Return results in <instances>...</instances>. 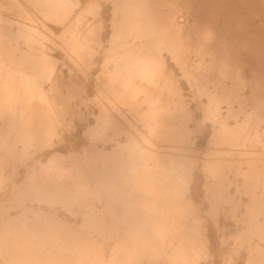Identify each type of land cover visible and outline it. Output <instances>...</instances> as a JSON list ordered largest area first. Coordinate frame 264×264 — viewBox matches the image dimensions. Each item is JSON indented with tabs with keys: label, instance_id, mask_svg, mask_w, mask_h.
Listing matches in <instances>:
<instances>
[{
	"label": "bare ground",
	"instance_id": "1",
	"mask_svg": "<svg viewBox=\"0 0 264 264\" xmlns=\"http://www.w3.org/2000/svg\"><path fill=\"white\" fill-rule=\"evenodd\" d=\"M36 1L37 8L49 11L48 18L57 23L68 19L79 3ZM151 1L112 2L114 42L108 60L116 68L111 78L125 95L101 97L104 102L97 125L89 128L90 136H86L90 148L77 156L66 158L56 153L55 139L65 142L58 128L71 115L69 106L61 102L63 95L59 98L57 91L55 98L61 103L53 104L39 92L40 103H27L28 94L38 91V82L22 72L19 64L2 65L0 50V190L3 171L8 169L10 205L17 204L24 213L31 211L27 203L34 199L49 206V213H35L31 223L23 218L9 221V213L0 205L2 264H157L161 259L169 264H198L202 241L182 234L190 213L185 145L193 135L195 113L192 102L182 95L180 81L177 84L168 72L161 52L167 51L187 78L204 118L217 121L225 133L226 120L237 121V143L229 144L251 145L253 139L261 143L258 137H245V124H258V118L246 113L242 119L230 110L223 118L221 104L249 105L247 98L242 101L247 81L241 65L246 63L236 59H244L248 52L264 57V32H255L248 23V16L264 11V0H166L163 15L158 8H150ZM81 25L78 18L68 35L90 43L92 33H82ZM31 28L17 33L11 52L24 51L29 61L36 60L41 77H48L53 64L37 52L47 47V40ZM85 52V47L78 49L83 56ZM138 80L145 86L138 87ZM203 96L206 105L200 102ZM123 109L132 116L124 115ZM114 115L124 117L129 128L120 129ZM110 130L126 134V143L115 136L109 138ZM109 142L111 148L106 147ZM227 142L222 138L211 143L212 155L221 156ZM44 150L51 151L42 155L50 157L47 162L32 164L33 152ZM223 164L222 157L209 161V176H217ZM249 164L246 171L239 168L236 174L244 179L245 192L251 197L238 239L241 246L251 247L253 239L264 241V166ZM20 166L27 168V175L18 184ZM94 203H104L105 208L101 216L85 215L89 218L86 233L76 232L58 217L57 206L70 212H89ZM250 253L247 264L254 254L259 258L256 264H264V250L259 245Z\"/></svg>",
	"mask_w": 264,
	"mask_h": 264
},
{
	"label": "rangeland",
	"instance_id": "2",
	"mask_svg": "<svg viewBox=\"0 0 264 264\" xmlns=\"http://www.w3.org/2000/svg\"><path fill=\"white\" fill-rule=\"evenodd\" d=\"M152 1L149 2V5L151 4L154 8L151 6L150 8L153 11L158 8L156 11L158 10L160 14L162 12L161 15H163L167 8L165 7L166 0L161 2V5H157L160 4V0ZM112 2L113 0H79L70 17L63 23H57L54 19L48 18L51 16L49 11L37 8L36 0H0V40L2 42L0 50L4 52L1 53V64H19L22 72H28L38 82V91L28 94L27 103H40V92L47 95L53 104L61 103L64 100L63 103L69 106L71 115L67 117V123L58 128V134L62 135L65 142L60 143L58 138L55 139L57 143L55 147L59 149L56 153L66 158L77 156L90 148L91 141L89 138L87 139L90 136L88 131L89 128L97 125L101 111L100 104L104 102L101 97L118 98L125 95L119 84L114 83L111 78V73L116 68L108 60L110 48L114 42V4ZM90 5L93 6V9H90ZM78 18L82 21L81 32L90 31L92 33L90 43L80 42V39H72L68 35V30ZM248 23L255 32L260 34L264 32V11L248 16ZM31 27L35 28L45 41L47 40V47L40 48L37 52L53 64L48 77H41V70L36 65V60L29 61L24 51L11 52L17 44L15 41L17 33L32 29ZM19 47H22L21 43ZM80 47L86 49L84 56L78 53ZM161 54L168 72L174 75L177 84L180 81L178 85H180V90H183V92L181 91L182 95L186 97L185 99L183 96L189 104L192 102L190 106L195 113L194 123H191L193 135L189 143L185 145L187 148L185 151L186 166L188 167L186 170L188 173L186 197L190 203V213L184 220L182 234L198 236L202 241L203 250L200 253L198 264H247L251 254L250 249L255 250L259 245V249L264 250V241L253 239L251 247L240 245L238 236L244 230L243 219L251 203V197L245 192L244 179L237 176L236 172L239 168L246 171L250 166L249 162L256 167L264 166V57L256 58L248 52L244 54V59H236L246 63L241 65L243 67L241 69L243 76H246L247 82H245L248 88L246 86L243 88L246 91L243 92L242 89L240 92H243L242 101L245 102L247 98L246 103L249 105L242 106L240 102L231 105L221 104V117L223 118L227 117L230 110L232 113L239 114L242 119L248 113L260 120L258 124L246 123L244 127L246 128L245 137H258L261 139V143L253 139L251 145L235 146L229 143H237L235 138L238 137L234 131L237 128V121L227 119L225 127L228 133H225L220 131L217 121L204 118L202 110L197 109L195 91L190 88L187 78L182 77L183 72L179 66L175 64L167 51L163 50ZM233 60L235 61V59ZM74 64L77 65V68L73 66ZM142 83L141 80H138L137 86L140 88L145 86L141 85ZM57 91L60 93L57 94L59 98L63 95L62 100L60 99L61 102L55 98ZM258 93L260 95L257 96ZM205 97L199 98L200 102L204 103L203 105H206L207 102V97ZM258 98L259 100H256ZM96 103L99 105L97 106ZM117 103L121 104L119 101ZM123 111L124 115L132 116L127 109H123ZM114 119L116 122L118 121L117 126L120 129L129 128L128 121L124 120V117L114 115ZM120 135L112 130L108 132L109 138L115 136V139L118 137L117 140L126 143V134L121 133ZM222 138L228 141L230 149L227 147L222 150L221 156L212 155L211 143L216 144L217 140H222ZM112 145L113 143L109 142L106 147L111 148ZM49 152L51 151L33 152V160L30 162L32 164L40 161L47 162L50 157L42 155ZM217 157H222L224 164L219 169L217 176L210 177L206 164ZM25 169L27 168L20 166L17 170L18 184H21L26 178L27 170ZM3 173L4 185L0 190V205H4L5 214L9 213V221L15 222L23 218L33 223L35 213L40 215L49 213V206L36 199L27 203L33 212L24 213L17 207V204L10 205L8 195L11 184L6 181V177L11 172L6 169ZM179 173H182V170H179ZM92 207V211L89 212L85 210L80 212L76 209L70 212L57 206V214L61 221L70 224L76 232L86 233L88 232L87 220L89 218L86 219L85 215L101 216L105 204L94 203ZM252 259L250 264H256L259 259L258 255L254 254ZM0 263H3L1 257ZM157 264L169 263L166 259H161Z\"/></svg>",
	"mask_w": 264,
	"mask_h": 264
}]
</instances>
